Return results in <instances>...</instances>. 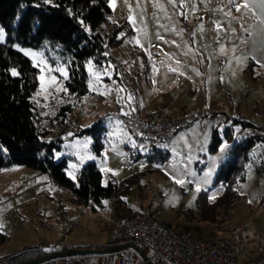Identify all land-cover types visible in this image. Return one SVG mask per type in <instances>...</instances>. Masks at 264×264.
I'll return each instance as SVG.
<instances>
[{
  "label": "rangeland",
  "instance_id": "374dc122",
  "mask_svg": "<svg viewBox=\"0 0 264 264\" xmlns=\"http://www.w3.org/2000/svg\"><path fill=\"white\" fill-rule=\"evenodd\" d=\"M108 4L119 41L107 49L109 58L103 65L91 59L84 62L87 92L78 98L63 93L68 68L57 52L47 45L12 46L38 68L31 99L42 116L40 130H48L44 139L59 145L53 147L52 159H67L65 171L75 183L81 168L94 161L102 185L118 184L116 193L101 204L85 202L47 173L23 165L0 169V233L7 237L0 244L1 256L86 235L100 242L106 238L101 234L105 227L130 212L136 217L143 209L176 230L195 224L199 203L209 205L222 196L224 185L216 180L221 164L236 143L255 133L256 123H264V31H259L264 0H108ZM17 19L18 15L12 24ZM0 29L4 43L7 33L1 25ZM182 62L190 69L200 66L208 86L212 72L213 103H222L218 112H209L163 143L135 137L117 120L103 121L97 154L94 137L84 130L109 108L105 101L120 100L128 85L153 83L162 68L181 70ZM67 102H74V107L61 122L57 112ZM243 176L231 186V206L221 227L213 228L217 237L242 232L244 224L251 231L264 230L263 141L247 152Z\"/></svg>",
  "mask_w": 264,
  "mask_h": 264
},
{
  "label": "trees",
  "instance_id": "16d2710c",
  "mask_svg": "<svg viewBox=\"0 0 264 264\" xmlns=\"http://www.w3.org/2000/svg\"><path fill=\"white\" fill-rule=\"evenodd\" d=\"M16 15L18 19L12 24ZM109 15L108 0H0V25L7 33L6 42L0 43V169L23 165L39 170L47 173L56 184L71 189L79 200L97 204L115 194L118 184L110 182L102 185L101 173L94 161L87 162L81 168L75 183L66 174L67 159L64 157L57 162L52 159L53 147L59 145L44 139L48 130H40L42 116L37 103L31 99L37 88L38 68L12 44L31 47L47 45L57 52L68 68L63 93L78 98L87 92L84 62L91 59L98 66L103 65L109 58L107 49L119 41L116 38L118 26L112 25ZM13 69L16 75H13ZM73 104L67 102L60 106L57 112L61 116L59 121L66 120L73 110ZM101 123V120H97L84 130L94 137L93 150L97 154L102 146L99 134L103 128ZM257 128L259 131L247 137L245 142L234 145L231 150L233 154L219 167L216 180L224 185L222 196L209 205L201 200L205 205H198L197 222L183 225L179 231L191 230L205 237L216 236L213 228L217 230L221 227L231 206L228 201L231 186L244 178L247 152L256 141L264 142V131L260 126ZM140 214L137 213L136 217ZM134 215L130 212L122 217L135 218ZM151 215L154 217L152 212ZM163 224L172 228L169 223ZM6 238L5 234L0 233V244ZM126 243L131 241L108 240L102 246L85 248H109ZM138 246L146 252L143 246ZM50 252L52 250L27 247L18 253L1 256L0 264H19Z\"/></svg>",
  "mask_w": 264,
  "mask_h": 264
},
{
  "label": "built area",
  "instance_id": "2783aa9c",
  "mask_svg": "<svg viewBox=\"0 0 264 264\" xmlns=\"http://www.w3.org/2000/svg\"><path fill=\"white\" fill-rule=\"evenodd\" d=\"M200 94L196 100H199ZM209 108H173L152 113L136 109L105 113L99 120L113 119L133 136L153 143L167 142L170 135L201 118ZM264 131V123L259 124ZM168 146V143H167ZM242 232L226 237H205L191 230L179 231L156 220L149 209L135 218H121L108 234V240H128L146 249L153 264H264V230ZM41 264H146L134 250L125 249L104 255H74L47 260Z\"/></svg>",
  "mask_w": 264,
  "mask_h": 264
},
{
  "label": "crops",
  "instance_id": "0c3cea01",
  "mask_svg": "<svg viewBox=\"0 0 264 264\" xmlns=\"http://www.w3.org/2000/svg\"><path fill=\"white\" fill-rule=\"evenodd\" d=\"M259 31H264L263 21L261 22ZM261 48L262 51H264V47ZM250 63L251 62H249V64ZM180 65L182 67L184 66V68L181 70L176 69V71H172L171 68H162L161 71L157 72V74L155 73L156 80H154L153 83L145 84L142 81L140 84L136 83L135 87L132 85L126 86L127 92L125 94L120 93V96H118L120 100L118 99L116 101L115 99L109 98V100L105 101L109 105V108H107L104 114L116 109L120 111L136 109L141 113L148 114L158 110H170L173 108H188L191 110H196L207 107L209 108V111L204 115L208 114L209 112H218L222 106V103H213L214 95L212 85L213 74H211L212 72L210 73L211 80L208 86L205 71H203L200 66L199 69H190L186 67L185 62H182ZM133 80L135 81L134 78ZM198 94H200V99L196 100ZM111 121H115V119ZM255 125V133H257L259 131L257 128L259 123H256ZM115 223L110 228L105 227L101 231V234H106V238L104 240H100V242H98V240H93L91 236L89 237L86 235L79 238L76 237L65 243L58 244L53 247H46L44 249L57 251L72 247L85 248L87 246H102L108 242V234L114 228Z\"/></svg>",
  "mask_w": 264,
  "mask_h": 264
},
{
  "label": "water",
  "instance_id": "95a60500",
  "mask_svg": "<svg viewBox=\"0 0 264 264\" xmlns=\"http://www.w3.org/2000/svg\"><path fill=\"white\" fill-rule=\"evenodd\" d=\"M125 249H132L134 250L143 260H146V264H153L148 261L147 256L144 254L142 249L134 244V243H126L121 246L109 247V248H79V247H72L67 249H61L57 251H52L47 253L41 257L25 261L19 264H41L47 260L55 259V258H62L67 256H74V255H104L107 253L118 252Z\"/></svg>",
  "mask_w": 264,
  "mask_h": 264
},
{
  "label": "snow or ice",
  "instance_id": "6c2138e0",
  "mask_svg": "<svg viewBox=\"0 0 264 264\" xmlns=\"http://www.w3.org/2000/svg\"><path fill=\"white\" fill-rule=\"evenodd\" d=\"M243 7L246 8L248 7V5L244 4ZM238 10H239V7H238ZM2 33H3V29H0V39H2ZM25 54L27 55L28 53H25ZM172 71H176V69H172ZM12 72H13V75H16L15 69H13ZM65 78H67L66 74H65ZM176 183H183V181L177 180ZM197 191H199V188L197 189Z\"/></svg>",
  "mask_w": 264,
  "mask_h": 264
}]
</instances>
